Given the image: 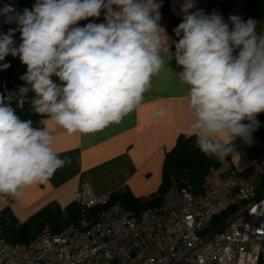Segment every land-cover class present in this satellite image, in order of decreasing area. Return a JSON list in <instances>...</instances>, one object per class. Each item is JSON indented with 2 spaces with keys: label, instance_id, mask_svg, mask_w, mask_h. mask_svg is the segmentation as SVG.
<instances>
[{
  "label": "clouds",
  "instance_id": "1",
  "mask_svg": "<svg viewBox=\"0 0 264 264\" xmlns=\"http://www.w3.org/2000/svg\"><path fill=\"white\" fill-rule=\"evenodd\" d=\"M197 3L182 0L174 53L163 46V0H35L22 12L5 4L0 17L17 27L0 33V61L18 57L27 69L20 77L25 86L19 87V106L31 90L34 111L68 134L100 131L140 103L164 64L163 48L190 86L199 150L222 160L233 151L231 141L253 143L264 113V34L256 33L252 18L230 15L225 21ZM102 12L103 22L77 26ZM16 95L0 93V194L19 199L25 187L44 183L70 161L54 150L47 128H34L5 103Z\"/></svg>",
  "mask_w": 264,
  "mask_h": 264
},
{
  "label": "built area",
  "instance_id": "2",
  "mask_svg": "<svg viewBox=\"0 0 264 264\" xmlns=\"http://www.w3.org/2000/svg\"><path fill=\"white\" fill-rule=\"evenodd\" d=\"M245 21L244 0H198ZM246 165L207 174L201 191L170 188L139 214L82 183L72 202L81 216L59 231L10 243L0 233V264H258L264 242V132L245 150Z\"/></svg>",
  "mask_w": 264,
  "mask_h": 264
},
{
  "label": "crops",
  "instance_id": "3",
  "mask_svg": "<svg viewBox=\"0 0 264 264\" xmlns=\"http://www.w3.org/2000/svg\"><path fill=\"white\" fill-rule=\"evenodd\" d=\"M182 0H169L173 14L182 19ZM206 14L213 11L223 15L217 5L203 7ZM256 33L264 34V23L256 18ZM95 22H103L90 18ZM164 47L175 52L176 40L160 21ZM164 59L160 71L151 78L150 87L135 108L124 115L119 123L104 129L82 134H68L47 115L42 128H47L54 137V150L61 159L70 163L58 169L44 183L33 184L23 189L19 199L0 194V208L8 206L19 223L48 204L63 208L73 200L74 191L89 183L97 193L129 190L135 197H145L158 188L162 180V164L165 153L172 149L180 135H193L192 125L196 121L195 110L190 107V86L180 79L183 71L174 58L161 50ZM258 137L254 138L253 142ZM219 139V137H217ZM252 144V143H251ZM251 144L233 147L229 158L221 160V171L226 175L235 166L246 165L245 150ZM223 163H227L224 166ZM215 174V172H214Z\"/></svg>",
  "mask_w": 264,
  "mask_h": 264
},
{
  "label": "trees",
  "instance_id": "4",
  "mask_svg": "<svg viewBox=\"0 0 264 264\" xmlns=\"http://www.w3.org/2000/svg\"><path fill=\"white\" fill-rule=\"evenodd\" d=\"M34 3L35 0H0V7L12 4L18 12H22L24 8L31 10ZM244 7L246 19L256 18L264 23V0H244ZM160 11L166 30L177 42L179 37L175 36L174 29L182 22V19L173 14L169 0H163ZM103 17L102 12L101 20ZM89 19L79 21L77 26L86 25ZM15 27H17L15 23H4L3 17H0V33H6L9 28ZM15 39L18 46L19 32L16 33ZM3 63H8L10 67L0 69V93H3L5 97L9 91L17 94L11 101L6 99L5 103H9L22 120H31L34 128H42L47 114L41 115L34 111L32 101L37 98L36 94L30 90L23 97V107L18 104L19 87L25 86V82L20 77L26 73V66L18 57L14 58L11 55L7 56L5 61H0V64ZM52 79L57 84L61 83L58 77L53 76ZM258 120L261 126L253 133V138L259 137L264 132V113L259 114ZM196 139V135H180L172 149L165 153L162 180L156 196L142 200L135 197L129 190H124L113 192L112 200L119 201L125 208L139 214L144 209L158 205L164 193L170 188H186L193 194H198L201 191L203 178L209 173H214V169L220 167L221 160L205 156L196 146ZM231 144L233 147H238L245 143L237 138L231 141ZM225 158H229V155ZM257 190L258 192L264 191V178L258 182ZM80 216L81 209L73 202L63 208L50 203L19 223L12 210L6 206L0 208V233L10 243H25L44 228L59 231L68 223L77 221Z\"/></svg>",
  "mask_w": 264,
  "mask_h": 264
},
{
  "label": "rangeland",
  "instance_id": "5",
  "mask_svg": "<svg viewBox=\"0 0 264 264\" xmlns=\"http://www.w3.org/2000/svg\"><path fill=\"white\" fill-rule=\"evenodd\" d=\"M223 164H224V166H226L227 163H223ZM221 170L222 169H221V165H220V167H218L217 169L216 168L214 169L215 174H216V172H219ZM254 183H255V185H258V181H255ZM158 189H159V187L158 188H155L148 195H146L145 197H142L141 199L142 200H147V199L152 198L153 196H156L158 194Z\"/></svg>",
  "mask_w": 264,
  "mask_h": 264
},
{
  "label": "water",
  "instance_id": "6",
  "mask_svg": "<svg viewBox=\"0 0 264 264\" xmlns=\"http://www.w3.org/2000/svg\"><path fill=\"white\" fill-rule=\"evenodd\" d=\"M258 264H264V242H262Z\"/></svg>",
  "mask_w": 264,
  "mask_h": 264
}]
</instances>
